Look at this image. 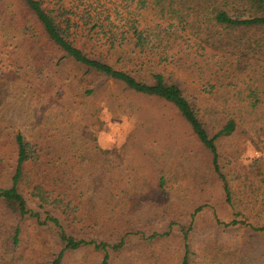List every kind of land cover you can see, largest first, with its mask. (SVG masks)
<instances>
[{"label":"rangeland","instance_id":"rangeland-1","mask_svg":"<svg viewBox=\"0 0 264 264\" xmlns=\"http://www.w3.org/2000/svg\"><path fill=\"white\" fill-rule=\"evenodd\" d=\"M41 1L58 24L72 19L67 39L89 58L179 86L211 136L235 122L216 143L232 204L173 104L76 63L24 3L0 0V191L13 186L21 135L30 159L18 190L41 217L0 199V264H53L64 246L42 225L49 216L77 240H124L109 264H183L186 233L189 264H264V30L230 32L222 48L138 0ZM104 257L88 246L61 264Z\"/></svg>","mask_w":264,"mask_h":264},{"label":"trees","instance_id":"trees-1","mask_svg":"<svg viewBox=\"0 0 264 264\" xmlns=\"http://www.w3.org/2000/svg\"><path fill=\"white\" fill-rule=\"evenodd\" d=\"M20 1L27 6L29 14L35 16L42 25L49 40L59 47L68 58L73 59L76 63L90 70L104 75L108 79L123 83L128 89L138 94L157 97L173 104L191 126L194 134L204 148L212 154L215 173L218 174L224 182L226 201L229 205L232 204L230 185L228 181H226L225 176L221 173L216 143L220 138L229 136L235 131L236 124L234 121L228 122L215 136H211L200 120L196 110L184 96L179 86L169 85L161 74H154V84L152 85L139 82L126 72L116 70L108 64L89 58L67 39L70 29L75 25L72 19L67 18L62 23L58 24L53 18L52 13L44 8L41 0ZM148 4L158 12L161 18H166L165 21L171 23L170 27L177 23L178 26H181L184 30L194 29L196 32L198 31L197 34L206 33L207 36L205 41L208 44L219 43L222 48H227L228 43L226 40L230 32L245 34L248 31L264 30V0H138L137 2L139 8H145ZM64 10L67 9L62 5L57 9L59 13H65ZM69 11L72 12L71 9ZM132 28L135 31V35H137L136 46L143 48L146 44L144 33H140L135 26H132ZM217 29L227 32V35H224L223 32ZM217 38H219V40H217ZM16 141L19 150L17 172L13 179L12 188L1 190L0 199L16 207L22 217L29 215L32 218L38 219V222H40L41 217H39V214L28 210L26 200L21 196L18 190V185L23 176L24 164L30 159V156L29 147L25 143L23 137L18 135ZM49 223L59 231L60 240L64 246L62 252L53 264H61L66 251L78 250L88 246H93L96 250L104 252L105 257L102 264H109V252L118 251L123 248L125 244L124 240L113 246L106 243L97 244L94 242L77 240L66 233L57 218L49 216L42 225H47ZM237 224L238 223L234 221L230 225L234 226ZM256 230L264 232V227ZM187 235L186 233L185 243L187 251L183 264H189Z\"/></svg>","mask_w":264,"mask_h":264}]
</instances>
